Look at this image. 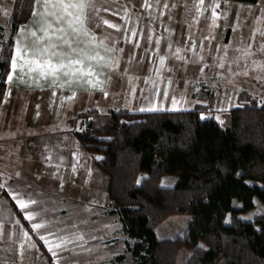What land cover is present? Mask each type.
<instances>
[{
    "label": "crops",
    "instance_id": "0c3cea01",
    "mask_svg": "<svg viewBox=\"0 0 264 264\" xmlns=\"http://www.w3.org/2000/svg\"><path fill=\"white\" fill-rule=\"evenodd\" d=\"M15 1L0 0V30L6 29ZM136 1L139 20L133 16L130 19V11L125 8L130 20L126 30L122 26L124 30L117 35L107 32L102 38L87 22L97 38L96 45L103 46L90 45L88 37L77 38L68 31L72 47L84 49L89 55L99 53L112 62L111 67L97 68L102 72L99 79L104 81V91L87 84L55 87L50 78L39 80L37 85L36 74H27V69L14 72L10 63L8 76L12 81L9 83L7 76L0 104V183L5 186L0 189V264H124L128 260L132 264L119 218L105 214L108 176L95 164L102 155L84 150L74 136L78 129L73 121L92 109L101 114L119 109L132 113L191 111L206 103L198 97L204 91L216 96L214 112L204 117H217L240 106L239 93L252 92L247 79L253 82L260 77L264 65V0L256 4L204 0L203 9L198 7L199 0H150L154 5L151 10H145L144 0ZM213 2L220 5L216 9L217 26H213ZM110 21L119 24L116 17L111 16ZM52 23L54 28L61 26ZM40 27L41 21L32 14L19 26L11 60L17 45L29 53L48 45ZM21 29L27 31L22 34ZM32 31L42 43L29 34ZM49 34L54 35L51 31ZM52 42L61 44L55 39ZM244 50L250 54L245 55ZM55 51L68 53L71 49L61 45ZM160 57L165 59L163 67ZM173 98L179 110H172ZM152 107L158 110H140ZM169 177L162 179V186L175 184L176 178L171 176L173 181L165 185ZM9 193L36 203L22 211ZM28 213L36 218L28 221L24 218ZM33 223L46 227L35 231ZM25 232L30 240L24 238ZM100 233L118 241L102 245ZM41 235L67 243H62L53 256ZM118 255H125L124 262L114 260Z\"/></svg>",
    "mask_w": 264,
    "mask_h": 264
},
{
    "label": "trees",
    "instance_id": "16d2710c",
    "mask_svg": "<svg viewBox=\"0 0 264 264\" xmlns=\"http://www.w3.org/2000/svg\"><path fill=\"white\" fill-rule=\"evenodd\" d=\"M256 4L259 0H238ZM33 11V0H16L8 45L0 54V104L10 72L14 35ZM191 111L132 113L126 109L80 113L74 136L108 176L109 215L121 223L132 264H264V212L253 222L241 218L264 206V101L248 91L240 106L214 115L216 96L204 91ZM166 176L176 178L164 187ZM172 215H191L184 237L161 239L156 226ZM228 216L230 219L227 220ZM117 263L125 255L114 259Z\"/></svg>",
    "mask_w": 264,
    "mask_h": 264
},
{
    "label": "snow or ice",
    "instance_id": "6c2138e0",
    "mask_svg": "<svg viewBox=\"0 0 264 264\" xmlns=\"http://www.w3.org/2000/svg\"><path fill=\"white\" fill-rule=\"evenodd\" d=\"M203 6L204 0H199L198 7L203 9ZM143 7L145 10H151L154 5L150 3V0H144ZM164 7L166 8L167 5H164ZM210 7L212 10L213 26H217L215 21L219 19V15L217 14L216 9L219 8L220 5L219 3L213 2L210 4ZM90 8L97 13L99 12V9L95 6L94 0H33L34 10L31 14L41 21L40 31L43 32L44 37L48 39L49 43L47 46L30 53L26 48L17 45L15 49V58L11 60L12 70L14 72L17 70L24 72L25 69H27V74H36L34 77V83H37V85H39V80H47L50 78L53 86L55 87L70 88L73 84H87L92 89L104 91L102 86L104 81L99 79L102 72H98L97 68L111 67L112 62L106 61L104 57L99 55V53L89 55L84 49L72 47L73 41L70 37H68V31L70 30L77 38L81 35L88 37V43L90 45H95L97 47L103 46L102 44L96 45L97 38L87 27L88 10ZM47 17H51L52 20L47 19ZM122 19L127 21L126 16L122 17ZM52 21H55L56 24L61 26L54 28ZM103 23L109 28H115L117 31L120 30L119 25L112 24L107 20H104ZM65 24L67 25V28L63 26ZM20 31L23 34L27 30L21 29ZM50 31L54 35H50ZM29 34L35 37L37 42L42 43L41 38L37 36L35 31H32ZM136 35V32L131 33L132 37H136ZM54 39L56 41H60L61 44L53 43L52 41ZM61 45L67 46L71 49V51L68 53L55 51V49L61 47ZM87 46L88 45H86V47ZM261 51L264 52V47L261 48ZM178 52L179 49L177 50V53ZM26 53H28V56H31V58H28ZM244 54L248 55L250 53L247 50H244ZM57 57L59 58L58 60L54 59ZM93 61H95V64L92 63ZM164 63V57H160V66L163 67ZM220 66L223 67V65ZM261 70L264 71V65L261 66ZM201 71H203V69ZM246 74L247 73H245V75ZM61 76L66 79L62 80ZM11 81L12 76L9 75L8 82L11 83ZM168 83L171 84V81H168ZM104 94L107 95L106 92ZM72 98H74V95ZM164 98L167 99L166 93ZM171 103L172 110H179L177 108L178 101L175 98L172 99ZM140 110L156 111L158 109L152 107L148 109L142 108ZM4 187V184L0 183V189H3ZM9 195H11L12 200L16 202L22 211L27 209L30 204L36 203V201L26 202L22 198H19L17 194L9 193ZM24 218L28 221H33L36 217L32 213H28ZM31 227L33 230L39 231L40 229L46 227V225L42 223H33ZM53 235H55V233H53ZM23 236L26 240L31 239L28 232H25ZM2 237L3 230L0 229V238ZM40 239L44 241L48 251L51 252L53 256L57 255L55 250L60 249L62 247V243H67L66 241L56 243L55 241L48 240L43 235L40 236ZM81 239L83 238L81 237Z\"/></svg>",
    "mask_w": 264,
    "mask_h": 264
},
{
    "label": "rangeland",
    "instance_id": "374dc122",
    "mask_svg": "<svg viewBox=\"0 0 264 264\" xmlns=\"http://www.w3.org/2000/svg\"><path fill=\"white\" fill-rule=\"evenodd\" d=\"M94 3H95L96 8L99 9V12L97 13L90 8L88 10L87 22L89 26L93 30H95V32L100 34V37L102 38H106L107 32H113L114 35L115 34L117 35L119 32H122L124 28L126 30L128 26L127 21L129 18L131 19V16L137 17L136 19L139 20V16H137L138 1L135 2V0H94ZM125 8H127L130 11V14L128 15L129 18H127V21L125 19H122V17L126 16V13L124 12ZM111 16L116 17L117 20L120 21V22L117 21V23H119L117 25L120 26L119 31L115 30L114 28H109L106 24L103 23L104 20H107L108 22L111 23L110 21ZM122 26L124 27L123 29H122ZM127 31L129 32V30ZM11 33H12V30H11L10 22H9L6 25V29L0 30V54L2 50L4 49V47L8 45V41L10 40ZM259 74H260L259 78L252 79L253 82H251V79H247L246 82H247V85L251 86L252 88V92H249V93L252 94V96L259 98L261 101H264V79H262L264 78V71L261 70V67H260ZM246 82H245V87H246ZM216 118L220 120L221 116L217 115ZM85 125L84 124L80 125V123H78L75 127L78 129L77 131H80L85 128ZM168 179L169 180L165 182V185H168L169 182L173 181V178L171 176ZM109 211H110V208L108 207L107 210L105 211V214H107L108 216H111L109 215ZM263 212H264L263 204L258 199H255V208L249 212L241 213V218L244 220L253 222ZM229 219H230V216H228L227 220ZM191 221H192L191 215L169 216L168 218H165L163 221H161L156 226V234L161 239H175L177 237H184L186 232L188 231V227ZM101 225H107V224H101ZM110 237H111L110 235L100 233L99 239L103 242L102 245H109L112 243L115 244L118 241L116 238L114 237L110 238ZM191 252H192L191 250L185 247H181L179 255L177 257L176 264H184L186 260L188 259V257L190 256ZM128 263H130L129 260L126 261L124 264H128Z\"/></svg>",
    "mask_w": 264,
    "mask_h": 264
}]
</instances>
